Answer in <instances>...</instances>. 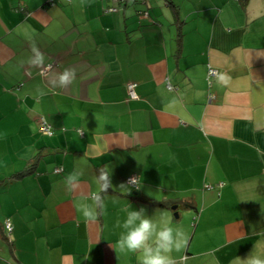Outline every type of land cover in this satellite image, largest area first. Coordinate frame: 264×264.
<instances>
[{"label":"crops","instance_id":"obj_1","mask_svg":"<svg viewBox=\"0 0 264 264\" xmlns=\"http://www.w3.org/2000/svg\"><path fill=\"white\" fill-rule=\"evenodd\" d=\"M101 169L113 187L88 222ZM128 205L188 235L183 264L264 257V0H0V264H138L115 251Z\"/></svg>","mask_w":264,"mask_h":264},{"label":"clouds","instance_id":"obj_2","mask_svg":"<svg viewBox=\"0 0 264 264\" xmlns=\"http://www.w3.org/2000/svg\"><path fill=\"white\" fill-rule=\"evenodd\" d=\"M28 63L33 67L42 68L45 65V55L32 45V56ZM217 82L227 86L231 77L227 73H217ZM76 79L74 68L64 69L62 72L53 73L49 80L51 88H67ZM40 96H44L43 90H37ZM83 169H75L64 178L66 188L73 193H79L81 189V177ZM130 184L137 187L135 178L130 179ZM98 190L92 192L90 197L81 196L78 210L83 219L94 222L99 212L106 211L104 194L113 187L111 172L101 169L97 176ZM139 188V187H137ZM89 198L91 202H89ZM124 218L117 219L114 227L121 229L115 244V251L121 255L135 254L138 264H183L186 257L178 260L172 254L180 253L187 248L188 235L180 228L171 226V217L161 218L162 224L145 214V209L132 210L128 205L121 209ZM242 264H264V257L249 255L243 258Z\"/></svg>","mask_w":264,"mask_h":264},{"label":"built area","instance_id":"obj_3","mask_svg":"<svg viewBox=\"0 0 264 264\" xmlns=\"http://www.w3.org/2000/svg\"><path fill=\"white\" fill-rule=\"evenodd\" d=\"M112 1L113 2H116L118 4H122V3L125 4L127 2L135 1V0H112ZM141 1H146V0H141ZM109 10H116V8L113 7V8H110ZM145 15H147V14L145 13ZM50 67H51V64H47L45 66V68L43 69V71L47 70ZM216 73H217L216 70H214V69H212L210 67L208 68V76H214ZM135 86H136V84L134 82H129L127 84L128 98H130V99L137 98V94H136V91H135ZM167 87L169 89H172L173 88V86L169 82L167 83ZM41 131L43 133H45V134L52 135V131L50 130V127L48 126V124L46 122H43V125L41 126ZM55 171H59V169L57 168ZM132 178H135L136 184L138 186V182H139L138 180L139 179H138V176H136V175L129 176L127 178V183H128V185L130 187L136 189L137 188L136 186H134V185H132V184L129 183L130 179H132ZM7 229H11V226L10 225H7Z\"/></svg>","mask_w":264,"mask_h":264},{"label":"trees","instance_id":"obj_4","mask_svg":"<svg viewBox=\"0 0 264 264\" xmlns=\"http://www.w3.org/2000/svg\"><path fill=\"white\" fill-rule=\"evenodd\" d=\"M48 1V3H51V2H54V0H47ZM66 1H69V0H66ZM108 1V0H107ZM112 1V0H111ZM241 1H246V0H241ZM169 81H167V83H168ZM173 89V88H172ZM33 167V166H32ZM138 187V186H137ZM132 188V187H131ZM132 189H134V188H132ZM134 190H137V188L136 189H134ZM148 203H151V204H154L155 203V201L154 200H149V201H147ZM175 202H177L176 203V205H181L182 207H189V206H191L190 205V203L189 202H181V201H175ZM159 204H160V206H167L168 204H170L169 203V201L167 200V201H162V202H159Z\"/></svg>","mask_w":264,"mask_h":264},{"label":"rangeland","instance_id":"obj_5","mask_svg":"<svg viewBox=\"0 0 264 264\" xmlns=\"http://www.w3.org/2000/svg\"><path fill=\"white\" fill-rule=\"evenodd\" d=\"M193 225H195V222H194V224Z\"/></svg>","mask_w":264,"mask_h":264}]
</instances>
